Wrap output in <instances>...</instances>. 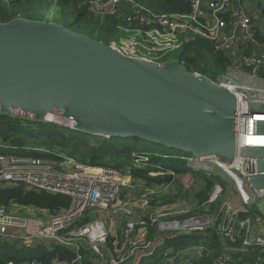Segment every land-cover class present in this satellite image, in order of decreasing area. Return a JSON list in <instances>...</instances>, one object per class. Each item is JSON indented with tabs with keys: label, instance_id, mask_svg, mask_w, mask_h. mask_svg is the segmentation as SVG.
<instances>
[{
	"label": "built area",
	"instance_id": "2783aa9c",
	"mask_svg": "<svg viewBox=\"0 0 264 264\" xmlns=\"http://www.w3.org/2000/svg\"><path fill=\"white\" fill-rule=\"evenodd\" d=\"M186 1L189 3V11L174 13L154 12L139 0H84L82 4L93 14L114 16L125 24L118 33L132 35L120 41L119 45L126 46L128 50L124 51L119 47L116 49L126 54L153 61L139 57L134 52L143 49L148 54H159V61L153 62H167L177 58H167V53H179L185 38L190 35L206 39L215 51L223 52L227 63L232 64L229 66L230 71H236L243 66L250 68L248 71L244 69L246 72L241 68L245 73L238 75L228 74L230 82L227 84H217L230 90L236 97L235 153L231 163L221 167L216 163H223L215 162V159L203 161L202 157L193 155L196 158L188 162V165L192 166H187L191 170L200 171L203 170L200 168L203 166L201 164H204L211 169L205 171L208 175H212L214 169V173H221L218 168L230 172L232 179L241 187L240 201L250 208L251 204L257 201L264 203V189L253 190L248 182V177L256 171L258 159L244 154L247 137L255 134L256 122L264 120L256 118L264 117V114L250 113V104L261 102L250 98V95L264 94V82L257 76V69L264 65V53L253 55L246 51L250 43L256 44L257 39L245 0ZM177 39L180 42H177ZM224 74L225 71L222 76ZM0 147L6 145L0 141ZM148 165L149 157L146 153L133 154L131 163L121 168L91 167L72 157L47 160L14 152L0 153V187L20 186L24 191L47 192L64 195L70 199L68 207L57 214L47 209L23 206L14 201L7 205L0 202V242L19 250L45 243L47 249H50L51 245H58L73 252L71 259H54L52 264H83V260L89 256L83 250L92 251L100 258L95 264H134L130 262L131 258L139 251H153L156 241L146 237L147 231L152 228L148 223L153 221L154 214H146L143 211H148L147 206L152 197L155 199L162 195V185L145 187L142 182L135 181L131 176L132 168L143 169ZM231 165L233 167H229ZM170 174L178 173L171 171ZM216 185L220 187L218 183ZM216 193L220 194L217 191ZM214 197L215 193L209 195L205 204L199 207L211 204ZM192 206L195 208L197 205L193 203ZM221 211L224 213L218 230L210 228L213 223L212 216L203 213L200 216L211 218L204 219L205 227L184 229L182 225L179 226L178 221L158 220L155 231L157 234L165 232L170 233L171 237H179L212 230L225 248L212 259V264H229L233 261L232 252L245 254L250 250H257L260 254L256 256L253 264H264V215L260 211L254 213L255 219L252 222L244 220L236 230L231 226L227 202H223ZM116 217L124 218L125 222H122L119 229L123 243H120L115 255L106 248V241L111 236L112 229L118 230L115 220L112 219ZM107 219L111 220L109 228L106 225ZM250 226L254 228L248 230ZM244 228L246 230H242ZM104 251L109 252L107 258ZM168 253L164 252L163 258L160 259L161 264L175 263L178 253ZM196 255L185 259L194 260L203 254L197 250ZM183 259L184 257L180 261L182 264ZM8 264L14 263L9 261ZM25 264L39 263L32 260Z\"/></svg>",
	"mask_w": 264,
	"mask_h": 264
},
{
	"label": "water",
	"instance_id": "95a60500",
	"mask_svg": "<svg viewBox=\"0 0 264 264\" xmlns=\"http://www.w3.org/2000/svg\"><path fill=\"white\" fill-rule=\"evenodd\" d=\"M236 97L177 59L126 55L56 21L14 16L0 21V115L53 122L82 132L139 137L229 165L235 153ZM264 114V102L250 104ZM258 159L248 177L264 189V120L247 137Z\"/></svg>",
	"mask_w": 264,
	"mask_h": 264
},
{
	"label": "trees",
	"instance_id": "16d2710c",
	"mask_svg": "<svg viewBox=\"0 0 264 264\" xmlns=\"http://www.w3.org/2000/svg\"><path fill=\"white\" fill-rule=\"evenodd\" d=\"M20 1L21 0H13V4L16 5V10L22 11L19 5ZM53 1L55 14H58V17L61 16L67 19L71 16L77 25L82 22L85 24L97 25L96 34H101L105 38L112 37L114 34L121 32L125 27V24L122 23L119 18L107 14L91 13L86 6L82 4L84 0H52V2ZM139 1L154 12L174 13L189 11V3L186 0ZM0 15H6L2 2H0ZM28 18L32 17L29 16ZM9 19L0 17V21H7ZM258 39L264 41V39ZM176 59L179 60L188 71L197 72L206 76L208 73L206 71L209 67L211 70H215V76H220L224 73L227 65V58L223 52L215 51L209 41L196 36H187L185 38ZM243 69L247 71L250 70V68L245 66H243ZM257 73L260 77L264 78V65L257 69ZM16 140H22L24 144L21 146L12 144V142ZM0 141H2L6 147L7 144H9L8 148L2 147L4 150L0 152L1 154L14 152L23 155H33L47 160H56L61 157V154L52 151L60 149L65 155L75 158L81 163L91 167L113 166L121 168L131 163L133 153H146L149 157V165L143 169L132 168L131 170V176L135 181L154 187L166 184V182L171 180L173 175H150L149 172H163L166 170L172 171L173 173L193 172V175L202 178L206 184V187L202 189L203 191L199 192L200 200L206 198L209 190L214 184V180H218V176H216L218 174L209 176L208 174L191 170L186 166V161L180 158L179 155L162 149L150 150V146L162 147V145L146 141L139 137H105L87 132H80L79 130L64 126L60 123H47L28 118L0 115ZM24 147H29V149ZM167 153L170 154L166 155ZM219 176L225 178L222 173H219ZM162 195L159 196V198H155V200H160ZM11 201L22 204L23 206H32L39 209H47L49 211H60L68 207L70 199L64 195L50 194L47 192L24 191L20 186L0 187V202L7 205ZM153 201L152 199V202ZM156 234L157 232L153 227L147 231V237L150 239H153V236ZM119 242V234L113 238L110 236L106 241V246L109 249L111 248L114 253L113 244H117L116 247L118 248ZM193 244L204 246L202 247V249L204 248L203 255L194 260L193 258L185 259V257H194V255H196L193 252L189 254L186 253L187 251L185 252V249L191 247ZM51 248H53V251L47 249L45 243H39L32 248L19 250L0 242V264H8V261L20 264L25 260L36 258L42 261L40 264H52L54 258L60 260L71 259L73 257V252L64 246L51 245ZM169 248L175 251V255L178 253V257L174 264H182L180 261L183 257L184 264H188V262H191L190 264H212V259L225 250L218 241L216 234L212 230H207L205 235L202 236L185 234L176 237L168 241L163 248L159 250H155L156 248H154L152 255L142 260L139 264H153L154 262L160 264L158 261L163 258L164 252ZM258 253L257 250H250L245 254L234 251L231 253L233 261L229 264H253L256 256L260 255ZM168 255L170 254L168 253ZM237 259H239V261H237ZM86 261L87 260H84V262Z\"/></svg>",
	"mask_w": 264,
	"mask_h": 264
},
{
	"label": "rangeland",
	"instance_id": "374dc122",
	"mask_svg": "<svg viewBox=\"0 0 264 264\" xmlns=\"http://www.w3.org/2000/svg\"><path fill=\"white\" fill-rule=\"evenodd\" d=\"M0 2L3 3V8L6 11V15H0V17H4V18H11L13 16H24V17H29L31 16L32 18H37V19H41V20H46V21H56V22H60L66 26H68L69 28L79 31V32H83L84 34H89L92 37H95L99 40H104L105 42L109 43L110 45H112L113 47L117 48H121L124 51H127L128 48L126 46H121L119 45L120 41L125 40L127 38H130L132 34L127 35V34H123V33H117L114 34L112 37L110 38H105L104 36L97 35V25H91V24H85V23H81L79 25H77L74 21L73 18L71 16H69L67 19L62 18L61 16L58 17L55 14V6H54V1L52 2V0H21L19 2V5L21 7L22 11L16 10V5L13 4V0H0ZM19 8V7H17ZM190 36V35H189ZM256 38V37H255ZM177 42H180L179 39H177ZM259 45L258 41H256V47ZM248 53H252L253 55H261V51L257 52V51H252L251 49H247L246 50ZM122 52V51H120ZM135 54L139 57H143L146 59H150L153 61H159L158 58V53H153L151 52V54H148L147 51L140 49V50H135L134 51ZM124 53V52H122ZM126 54V53H124ZM129 55V54H126ZM178 55L177 52H168L166 57L167 58H176ZM132 56V55H129ZM228 65H226L227 67H225V74L222 76H215V70H211L210 67L208 68V70L206 72L207 76H209V78L215 83V84H227L229 83V76L228 74H232V75H238L240 73H245L246 71L243 69V67L238 68L236 71H230L229 70V66L232 65L229 62L227 63ZM197 73V72H195ZM200 74V73H197ZM258 76V73H257ZM261 82H264V78L258 77ZM250 98L259 100L261 102H264V94L258 96V95H250ZM51 123H55V124H59L56 122H51ZM69 124L66 123L64 124V126H68ZM70 126V125H69ZM7 144V143H6ZM12 144L15 145H23L24 142L22 140H16L14 142H12ZM9 144H7L8 148ZM150 150H158V149H162L164 151H168L170 153H174L176 155H179L180 158H182L183 160H185L187 163L186 166H192V165H188V162L191 159H195L196 157L193 156L191 153L189 152H185L182 150H178V149H174V148H169V147H158V146H150L149 148ZM4 150L2 147H0V152ZM59 151V152H58ZM52 152H56L58 154H61L60 156L62 158H68L70 156L65 155V153L60 150V149H55ZM170 153H167L166 155H169ZM135 154V153H133ZM132 154V155H133ZM206 157V156H205ZM203 161H208V160H204ZM190 164V163H189ZM203 166H201L200 168H202L203 170H200L198 172L201 173H205V171L207 170H211L209 168H207L204 164H201ZM219 170L224 176H226V178H221L218 175H216V172L214 173V171H216L214 169L213 171V176H218V180H214V184L212 186V188L209 190L206 198L204 200H200V196H199V192L203 191L202 189L204 187H206V184L204 183L202 178H199L195 175H193V172H185V173H178L175 174L171 177V180L166 182V184H162V198L160 200H155L154 197H152L150 199L149 205L147 206V210L148 211H143V213L146 214H154V219L152 222L148 223L150 224L149 226L153 227V229L156 230L157 226V222L162 221V222H175L178 221L179 222V226L183 227L184 229L187 228H192V227H200L206 226V222L204 223V219L207 218L209 220H211L210 217L208 216H200L203 213H209L212 216L213 219V223L211 225L210 228H214V230H218V228L220 227L221 224V216H223L222 214L224 213L222 210V204L223 202H227L229 205V211H230V215L229 218L232 222L231 226L234 229H238V225L240 222L244 221V220H248L250 222H252L255 219L254 213H258L259 211L261 212L262 215H264V203L262 201H257L255 203L251 204V207H245L242 202L239 199V192L237 191V184L235 183V181L232 179V177L230 176V172H227L223 169H217ZM95 171V170H94ZM163 172H167V173H162V171H153V172H149L150 175H159L162 176V174H170L169 170L163 171ZM208 172V171H207ZM209 175V176H212ZM130 178V177H128ZM219 184L220 187L216 184ZM143 186L147 187L146 184H143ZM161 186V185H157L156 187ZM153 188V187H152ZM242 188L244 189V186L242 185ZM182 190V191H181ZM216 191L218 193H220L219 195H217ZM215 193V197L212 201L211 204H206L202 207H199L201 204H205V201L207 200L209 195H212ZM152 199L154 200L152 202ZM165 199V200H164ZM262 202V203H261ZM195 204L197 206H192V204ZM226 208V207H224ZM54 214L59 213L60 211H51ZM189 214V215H194L191 217H186L185 215ZM198 214V215H195ZM115 220V223L117 222H125L124 218L122 217H116V218H112ZM182 221V222H181ZM110 222L111 220L107 219L106 220V225L108 226V228L110 227ZM254 228L253 226L248 227L249 229ZM206 229V228H205ZM204 229V230H205ZM242 230H246V228L242 229ZM118 230L117 229H112V234L111 236L116 237V232ZM111 237V238H113ZM162 237V236H161ZM119 247L117 248V244H113L114 247V253L115 255L118 253V249L120 248V243L118 244ZM164 247V239H161L160 241H155L154 244V248H156L155 250H159L161 248ZM202 247H204L203 245H198V244H193L191 247L186 248L185 252H190V251H194V253H196L195 250H199L201 252ZM106 248L110 251V249L106 246ZM51 251H53V248H50ZM117 250V251H116ZM167 251L172 254L175 255V251L172 249H167ZM83 252H87V254H89L88 259H84L87 260L86 262H84L83 264H95L96 262L100 261V258L95 255L92 251H87V250H83ZM112 252V251H111ZM105 257L107 258V254L109 253L108 251H104L103 252ZM113 253V252H112ZM113 253V254H114ZM113 256V255H112ZM57 259V258H54ZM53 259V260H54ZM195 259V258H194ZM32 260H36L39 264L42 262L40 259H32ZM32 260H25L23 262H21L20 264H25L27 262H31ZM83 260V261H84ZM9 262V261H8ZM7 262V263H8ZM14 263V262H13ZM15 264V263H14Z\"/></svg>",
	"mask_w": 264,
	"mask_h": 264
},
{
	"label": "crops",
	"instance_id": "0c3cea01",
	"mask_svg": "<svg viewBox=\"0 0 264 264\" xmlns=\"http://www.w3.org/2000/svg\"><path fill=\"white\" fill-rule=\"evenodd\" d=\"M245 5H246V9L248 10L249 14L251 15L252 22H253V28H254V32H255V37L259 43V45L257 47H256V44L250 43L248 49H251L252 51H257V52L261 51V53L262 52L264 53V41H260L258 39V38L264 39V0H245ZM169 172H171V171H169ZM116 224L118 226V231L116 232V235L117 234L120 235V242L119 243H121V242L123 243L122 235L119 232V229L122 227V222H117ZM190 235L202 236V235H205V232L204 233H192ZM146 237H147V233H146ZM153 238L156 241H160L161 239H164V246H165L168 241L176 238V236L171 237L170 233L162 232V233H158L157 235H154ZM110 251H112L111 248H110ZM195 251H197V250H195ZM203 251H204V248L201 249V253H203ZM149 252H150L149 250L145 251L143 253H140V251H139L135 256H133L131 258L130 262H134V264H138V262H141L142 260H144L149 255ZM192 252L194 253V251H190V252H186V253L189 254ZM152 253H153V251L150 252V255H152ZM153 264H156V263L154 262Z\"/></svg>",
	"mask_w": 264,
	"mask_h": 264
},
{
	"label": "bare ground",
	"instance_id": "6f19581e",
	"mask_svg": "<svg viewBox=\"0 0 264 264\" xmlns=\"http://www.w3.org/2000/svg\"><path fill=\"white\" fill-rule=\"evenodd\" d=\"M48 118H50V119H52L53 120V122H56V123H60V124H62V125H64V124H66V123H70V122H68V120H66V119H64V118H61V117H59V116H55V115H48ZM257 119H264V117H256ZM37 124V123H36ZM69 127H71V126H69ZM72 128V127H71ZM81 132V131H80ZM201 159H204V160H214V156L213 155H209V156H206V157H202ZM215 162H217L216 160H214ZM216 164H218L219 166H221V167H224V166H226V165H224V164H219V163H216ZM229 167H233L232 165L231 166H229ZM237 191L239 192V191H241V187L239 186V185H237Z\"/></svg>",
	"mask_w": 264,
	"mask_h": 264
},
{
	"label": "clouds",
	"instance_id": "9594fccd",
	"mask_svg": "<svg viewBox=\"0 0 264 264\" xmlns=\"http://www.w3.org/2000/svg\"><path fill=\"white\" fill-rule=\"evenodd\" d=\"M105 137H106V136H105ZM139 263H140V262H139ZM139 263H138V264H139ZM159 263H160V261H159ZM160 264H161V263H160Z\"/></svg>",
	"mask_w": 264,
	"mask_h": 264
}]
</instances>
